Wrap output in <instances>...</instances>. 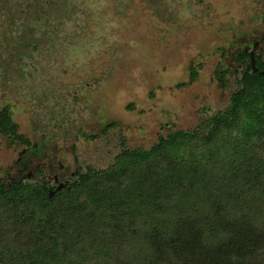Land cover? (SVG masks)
<instances>
[{
	"label": "rangeland",
	"instance_id": "374dc122",
	"mask_svg": "<svg viewBox=\"0 0 264 264\" xmlns=\"http://www.w3.org/2000/svg\"><path fill=\"white\" fill-rule=\"evenodd\" d=\"M18 1L0 0V110L9 105L30 146L0 134L8 182L35 183L41 166L39 180L55 187L106 169L124 150L197 130L239 89L247 64L236 55L264 53V0H62L70 13L20 67L16 49L7 51L28 39Z\"/></svg>",
	"mask_w": 264,
	"mask_h": 264
},
{
	"label": "trees",
	"instance_id": "16d2710c",
	"mask_svg": "<svg viewBox=\"0 0 264 264\" xmlns=\"http://www.w3.org/2000/svg\"><path fill=\"white\" fill-rule=\"evenodd\" d=\"M13 6L17 27H29L22 46L7 49L21 67L70 11L62 0ZM236 58L247 64L239 89L197 130L124 150L55 187L39 180L41 166L35 183L0 179V264H264V53ZM215 75L223 82L226 72ZM0 134L30 146L9 105Z\"/></svg>",
	"mask_w": 264,
	"mask_h": 264
}]
</instances>
